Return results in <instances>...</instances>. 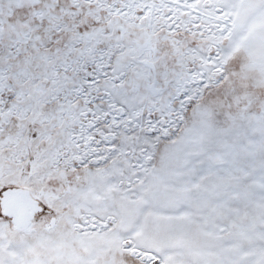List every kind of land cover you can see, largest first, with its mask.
<instances>
[{
  "label": "snow or ice",
  "instance_id": "snow-or-ice-1",
  "mask_svg": "<svg viewBox=\"0 0 264 264\" xmlns=\"http://www.w3.org/2000/svg\"><path fill=\"white\" fill-rule=\"evenodd\" d=\"M0 264H264V0H0Z\"/></svg>",
  "mask_w": 264,
  "mask_h": 264
}]
</instances>
